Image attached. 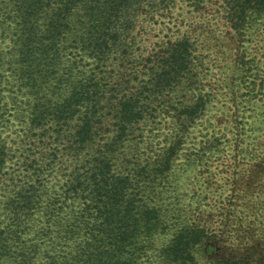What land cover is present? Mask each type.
<instances>
[{
	"label": "rangeland",
	"instance_id": "rangeland-1",
	"mask_svg": "<svg viewBox=\"0 0 264 264\" xmlns=\"http://www.w3.org/2000/svg\"><path fill=\"white\" fill-rule=\"evenodd\" d=\"M237 1L139 2L135 54L145 57L188 36L194 48L190 83L197 90L171 97L189 100L195 92L207 102L190 124L177 120L169 107L160 108L118 150L116 169L130 174L136 192L144 188L146 202L159 214L152 231L136 239L132 264H264V10L243 12ZM73 54L56 66L61 82L50 77L30 86L14 62L10 38L0 35V140L6 155L0 239L16 228L9 198L35 184L39 208L22 216L17 234L7 240L13 258L18 247L31 250V264H51L48 254L72 251L74 239L62 237L66 220L82 207L67 188L92 148L76 151L70 126L59 128L48 115L38 119L39 109L68 95L75 77L74 65L69 68L78 58ZM111 128L108 121L103 135L110 136ZM165 155L169 167L158 172ZM193 228L203 232L191 244V256L173 261L169 244L179 231ZM10 261L1 248L0 264Z\"/></svg>",
	"mask_w": 264,
	"mask_h": 264
},
{
	"label": "trees",
	"instance_id": "trees-1",
	"mask_svg": "<svg viewBox=\"0 0 264 264\" xmlns=\"http://www.w3.org/2000/svg\"><path fill=\"white\" fill-rule=\"evenodd\" d=\"M139 2L0 0V35L10 38L14 62L27 85L56 78V66L67 63L65 54L78 57L69 68L74 65L75 77L68 95L39 109L38 115V119L51 116L59 128L70 126L76 151L92 148L67 188L69 197L82 202L79 214L66 220L62 237L74 239L73 249L61 256L48 254L51 264H132L136 239L152 231L159 214L146 202L144 188L136 192L130 174L116 169L118 150L135 126L160 108L169 107L177 120L190 124L207 102L195 92L189 100L171 97L174 92L197 90L195 81L190 83L194 48L188 36L168 41L145 57L135 54L133 30ZM237 6L243 12H261L264 0H238ZM63 77L56 79L61 82ZM64 81H69V75ZM188 84L191 89L186 90ZM108 121L110 136L103 135ZM5 156L0 140V172ZM170 159L169 155L160 159L158 172L168 169ZM40 198L32 183L9 198L16 228L0 239V249L12 264H31V250L18 247L13 258L7 240L17 234L22 216L39 208ZM194 229H182L169 244L173 261L184 263L191 256V244L203 232V228Z\"/></svg>",
	"mask_w": 264,
	"mask_h": 264
}]
</instances>
